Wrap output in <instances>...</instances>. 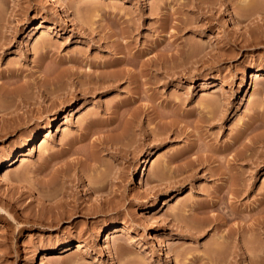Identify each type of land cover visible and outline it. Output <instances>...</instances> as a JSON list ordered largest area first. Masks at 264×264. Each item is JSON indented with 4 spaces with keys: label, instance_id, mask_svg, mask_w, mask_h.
<instances>
[{
    "label": "rangeland",
    "instance_id": "1",
    "mask_svg": "<svg viewBox=\"0 0 264 264\" xmlns=\"http://www.w3.org/2000/svg\"><path fill=\"white\" fill-rule=\"evenodd\" d=\"M257 70L264 0H0V264H264Z\"/></svg>",
    "mask_w": 264,
    "mask_h": 264
},
{
    "label": "bare ground",
    "instance_id": "2",
    "mask_svg": "<svg viewBox=\"0 0 264 264\" xmlns=\"http://www.w3.org/2000/svg\"><path fill=\"white\" fill-rule=\"evenodd\" d=\"M245 47V46H244ZM264 75V71H262V70H257V71H255L254 73H253V78H261L262 76ZM139 124H138V126H141L142 125V118H140L139 117V122H138ZM17 125V124H16ZM137 125V124H136ZM15 127V126H14ZM13 127V125H12V128H14ZM142 127V126H141ZM144 128V127H143ZM3 129H5V128H2L1 129V131L3 132ZM9 129V128H8ZM8 129H7V131H8ZM6 131V132H7ZM2 132H1V134H2ZM6 132H3V133H6ZM241 133V132H240ZM4 135V134H3ZM243 134H241V136H242ZM240 138H242V137H240ZM238 139V138H237ZM45 142V139H43V141H41L40 142V144L39 143H37V144H39V145H43V143ZM74 143V142H73ZM72 143V144H73ZM35 143H33V145H34ZM33 145H30L29 146V150H32V146ZM67 150V149H66ZM70 150V149H69ZM27 151V148L26 149H20V151L14 156V158L12 159V161L13 162H15V163H17V162H19L20 161V159H21V157L22 156H25V155H27L28 153L26 152ZM69 153V152H68ZM62 154V153H61ZM55 157L57 156L56 155V153L55 154H53ZM63 157V156H62ZM62 159V158H61ZM65 159V158H64ZM8 160V159H7ZM63 160V159H62ZM10 162V161H9ZM52 162V161H51ZM56 162V161H55ZM64 164V163H63ZM1 173H2V176L3 177H5V178H10V175L8 174V172L4 169V167L2 166V169H1ZM52 182V181H51ZM49 183V182H48ZM48 185H50L48 188H49V190H47V192H45V194L42 196V198L40 199L41 200V204H42V206L45 204V201H51L52 199L51 198H53L52 196V194L53 193H55V192H53L54 191V187L52 188V185L51 184H48ZM47 186V185H46ZM96 186V185H95ZM95 186H92L94 189H92V191L93 190H97V188L95 187ZM91 187V188H92ZM49 201V202H50ZM101 201V200H100ZM100 201L98 202V203H95L94 205V207L92 206V208H85V207H80L81 205H79V204H76L75 203V205H72V206H70L69 207V202H63V201H53L52 203H51V205H49V204H47V205H49V208L47 209V207L45 208V209H47V211H49V212H51L49 215L47 214V222H46V224H48L49 226H53V225H55V224H59V223H61L62 221H65L66 219H68V218H71V217H73V218H75L76 216H78V214L80 213V212H82L83 214H84V212H85V210H86V213H89V215L91 214V215H96V214H98V213H100V211H101V207H102V201H101V203H100ZM44 207L45 206H43L42 208H43V210H45L44 209ZM41 208V209H42ZM40 209V210H41ZM1 210H5V211H7V212H9L8 211V209H5V208H3V207H1ZM42 210V211H43ZM47 211H45V212H47ZM45 212H42V213H45ZM102 212V211H101ZM196 213V212H195ZM39 215H40V213H39ZM41 217V216H40ZM44 219H45V216H44ZM46 220V219H45ZM74 220V219H73ZM12 223V222H11ZM42 223H44V222H42ZM21 230H22V228H21ZM72 248H74L73 246H72V244H70V243H67L66 245H64L62 248H61V252L62 253H64V252H67V251H69V250H71ZM78 248H80V245H78V247H77V249L76 250H78Z\"/></svg>",
    "mask_w": 264,
    "mask_h": 264
}]
</instances>
